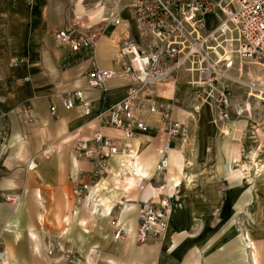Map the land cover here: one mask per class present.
I'll use <instances>...</instances> for the list:
<instances>
[{"label": "crops", "instance_id": "1", "mask_svg": "<svg viewBox=\"0 0 264 264\" xmlns=\"http://www.w3.org/2000/svg\"><path fill=\"white\" fill-rule=\"evenodd\" d=\"M67 1L69 8L63 0H34L30 6L33 15L20 29L11 24L0 26V264H28V256L36 257L40 264L45 233L58 235L60 243L62 223H66L64 237L81 245L78 248L91 259L94 253L99 254L100 264H172V256L179 254L184 256L180 264H199L202 249L190 246L188 237L181 241L186 231L179 234L180 228L176 227L187 223L184 210L178 208L180 195L171 199L173 213L164 242H136L138 201L158 192L149 186L142 190L138 187L140 181L153 178L155 164L165 147L170 161L165 175L169 192L174 184L180 186V176L186 187L200 183L198 175L204 172L195 170L197 162L208 164L206 170L215 176L233 174L234 138L230 139L229 133L227 140L217 137L223 127L200 118L201 103L196 98L200 91L188 84L189 76L184 70L177 73L171 85L158 83L155 91L162 90L159 95L172 103L173 117L184 125L180 134L161 138L147 131L124 139L120 130L96 118L129 91L130 78L122 74L115 57L118 42L128 34L137 40L138 33L130 10L124 6L126 0H122L121 26L107 27H114L113 37L104 38V31L93 56L69 55L55 45L50 32L75 22L77 14L91 20L94 12H82V0ZM128 11L130 17L126 18L123 14ZM16 58L24 62L16 63ZM95 68L114 72L100 88H91L87 83V72ZM75 89L82 90L90 102V115H84L80 104L70 109L63 106L62 95ZM157 117L149 114L145 122L155 125ZM200 127L203 129L199 133ZM94 129L117 137L122 149L109 161L106 175L92 188L91 204L86 205L74 189L78 183L90 180L91 163L77 157L74 143ZM123 144L129 146L130 152ZM47 146L53 150H44ZM127 151L134 156L129 158ZM212 158L214 162L210 163ZM127 184L130 186L125 188ZM15 195L19 199L13 203L11 197ZM124 196L131 197H127L131 202H124L121 210L114 209L116 201ZM112 219L116 220L113 227ZM115 227L126 231L127 236L114 239ZM212 255L206 253L208 264Z\"/></svg>", "mask_w": 264, "mask_h": 264}, {"label": "built area", "instance_id": "2", "mask_svg": "<svg viewBox=\"0 0 264 264\" xmlns=\"http://www.w3.org/2000/svg\"><path fill=\"white\" fill-rule=\"evenodd\" d=\"M92 1L94 8L100 6L103 9L100 18L88 20L77 14L75 22L52 33L55 45L69 55L93 56L98 38L105 29L123 22L122 0ZM124 6L131 12L138 39L128 34L119 41L115 62L122 74L130 78L131 86L126 96L96 118H102L106 125L120 130L124 139H130L137 132L147 130L144 113L159 110L161 129L168 136L179 134L183 124L172 117L168 106L163 102L155 104L149 96L154 84L175 78L180 70H184L189 76L188 83L201 88L205 99L212 98L217 118L228 119L227 79L235 80L231 72L236 67V60L264 66V0H126ZM15 62L24 60L17 58ZM113 75L112 70L91 69L87 72V83L91 88H100ZM62 104L66 109L80 104L84 115L91 114V104L80 89L65 92ZM54 109L51 106V111ZM74 148L78 158L88 159L91 163L90 181L78 183L74 189L75 195L90 205L92 188L107 171L108 161L117 153L119 145L111 136L94 129L89 136L77 139ZM125 148L130 152L129 146ZM166 149L155 164L156 176L167 172ZM44 150L53 149L47 146ZM151 186L159 192L138 203L135 232L138 243L165 239L173 212L171 199L177 196L175 192L167 193L166 183L159 184L154 180ZM18 199L17 195L12 196L11 202ZM124 233L123 229L115 227L113 237L121 239Z\"/></svg>", "mask_w": 264, "mask_h": 264}, {"label": "rangeland", "instance_id": "3", "mask_svg": "<svg viewBox=\"0 0 264 264\" xmlns=\"http://www.w3.org/2000/svg\"><path fill=\"white\" fill-rule=\"evenodd\" d=\"M10 1L13 2L12 6H10ZM33 3L34 0H0V26L11 24L13 27L20 29V26L25 24L26 20L33 15L30 9ZM63 3L64 6L69 8L67 0H63ZM82 4L85 5L83 6L85 11L82 10V12L86 13V10L94 8L92 0H82ZM123 15L129 18L130 12H125ZM50 17L51 15L49 14ZM208 27L210 28L211 25ZM113 28H106L104 38L110 39L113 37V34H115ZM53 31L50 33L52 34ZM235 65L236 67L231 72L235 80L228 78V82L226 81L228 83L230 104L227 107L229 117L224 121L217 118L216 111L212 106V98L205 99L203 93H201V88H196L188 83L194 90L200 91V95L196 96L201 103L202 116L200 118H207L213 121L214 124L219 125V127H223V132L220 131L217 137L227 140L228 135L226 134L229 133L230 139L234 138L235 155L231 165L235 171L233 174L215 176L206 170L207 167L209 169L208 164L197 162L195 170L201 169L204 172L202 176L201 174L198 175L200 183L195 182L194 185L186 187L183 178L180 176L178 178L180 186L174 184L173 190H170V192L168 191V186L166 187L168 194L175 192L180 195L178 208L184 210L187 223L182 227H176L180 228L179 234L186 231L185 237H182L181 241L188 237L189 241L191 240L189 242L190 246H197L202 249L203 252L201 253L199 264H208L206 258V253L208 252L213 254L212 259L209 261L210 264H264V66L248 61L239 62L238 60H236ZM175 79L176 77L166 78L157 82L151 88L153 93L149 96L155 104L163 102L164 105L170 108L171 113L173 109L172 103L168 101L167 97L159 95V93H163L162 90L159 93L155 91L158 83L171 85ZM188 84H186L188 92L191 93ZM251 85H255L257 88L251 89L249 87ZM246 102L249 103V107H246ZM197 110L199 111V109ZM140 111L144 113V109ZM157 111L152 112L158 116L157 124L149 125L146 123L147 130L144 132L153 131L161 138L173 137L168 136L161 129V114L159 110ZM152 113H144V118ZM189 120H191V116L188 117L187 121L189 122ZM227 125L231 127L230 131ZM202 129L201 127L199 128V133ZM219 130L221 129L219 128ZM113 141L119 145V150L117 151L119 153L122 149L121 140L114 136ZM124 146L126 144H123ZM117 153L111 156L109 161ZM127 154H129L128 151ZM109 161L108 168L110 165ZM213 162L212 158L210 163ZM106 173L107 171L99 177L97 182ZM205 173L209 176L207 177ZM166 174L167 172L159 176L153 174V178L149 182L146 179L142 182L140 181L141 184L137 187L140 189L141 186H144L146 189L149 186L152 190H157L152 188L154 187L151 186L152 181L156 180L159 183L161 177V183H166ZM203 178L208 180L202 181ZM127 186L130 185H125V188H128ZM127 197L124 196L116 201L113 208H118V210L124 208V202H131ZM210 199H217V202L207 201ZM205 202L207 204H204ZM185 203L186 205H184ZM110 224L112 227L115 226L116 220L112 219ZM65 226L66 223L60 224L61 231L59 234L62 235L59 238L60 243L57 242L58 235L50 231L45 233L46 238L43 240L44 257L39 259L40 264H88L89 262V264H100L102 260L99 254L94 253L91 259L86 256L82 249L78 248L81 245H75L71 239L64 237L62 230H64ZM124 232L123 238L127 236V232ZM244 235L246 239H249V243L244 240ZM76 237H79V232ZM164 240L150 241L149 243L162 244ZM180 243L178 245H181ZM183 257L180 254L172 256L174 260L172 264H180ZM35 259L36 257L34 256H28L27 263L39 264V261Z\"/></svg>", "mask_w": 264, "mask_h": 264}, {"label": "bare ground", "instance_id": "4", "mask_svg": "<svg viewBox=\"0 0 264 264\" xmlns=\"http://www.w3.org/2000/svg\"><path fill=\"white\" fill-rule=\"evenodd\" d=\"M92 11L94 12V15H93V18H92L91 20H95V19H97V18H100V16H101L102 13H103V9H102L100 6L93 8ZM251 86H252V87H251ZM251 86H249L251 89H255V88H257L255 85H251ZM129 90H130V88H129ZM245 105H246V107H249V103H248V102H246ZM132 156H134V155L132 154ZM243 238H244V240H245L247 243H249V239H246L245 236H243Z\"/></svg>", "mask_w": 264, "mask_h": 264}]
</instances>
